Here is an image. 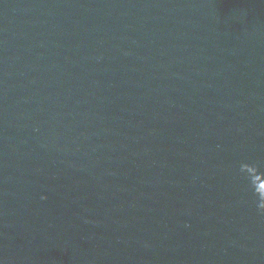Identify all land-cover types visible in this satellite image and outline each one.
Listing matches in <instances>:
<instances>
[{
    "label": "water",
    "instance_id": "95a60500",
    "mask_svg": "<svg viewBox=\"0 0 264 264\" xmlns=\"http://www.w3.org/2000/svg\"><path fill=\"white\" fill-rule=\"evenodd\" d=\"M0 264H264V0H0Z\"/></svg>",
    "mask_w": 264,
    "mask_h": 264
}]
</instances>
